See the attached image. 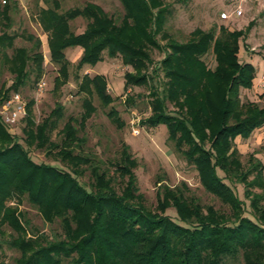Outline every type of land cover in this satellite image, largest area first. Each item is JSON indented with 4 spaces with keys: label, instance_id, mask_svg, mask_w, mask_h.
I'll use <instances>...</instances> for the list:
<instances>
[{
    "label": "trees",
    "instance_id": "16d2710c",
    "mask_svg": "<svg viewBox=\"0 0 264 264\" xmlns=\"http://www.w3.org/2000/svg\"><path fill=\"white\" fill-rule=\"evenodd\" d=\"M120 2L124 9L120 25L96 4L63 14L50 8L39 10V22L47 35L50 62L58 66L54 90L68 79L70 63L65 56L68 48L82 49L78 68L96 64L104 51L110 57L121 55L123 64L133 70L151 61L146 49L158 45L155 35L164 26L166 7L162 0ZM8 12L7 7L0 8V17L8 19ZM78 17L90 22L83 33L74 34L69 21ZM245 32L230 31L223 26L219 27L218 33L213 29L207 32L195 29L188 42L170 43V52L160 62L161 70L152 72L161 71L168 81L161 90H155L150 104L152 117L145 122L149 127L167 126L168 140L177 150L183 149L184 157L198 172L201 185L233 210H241L236 219L228 221L210 207L204 213L199 205L186 202L181 195L164 186L157 204L161 214L145 209L136 176L127 164L132 160L126 145L123 146L124 162L117 166V173L127 177L123 194L118 195L110 188L109 178L106 181L105 174L98 170L92 171L96 183L86 189L78 181L76 170L78 164L86 160L71 156L65 149L62 158L72 162L69 170L37 164L23 144L10 137L0 119V226L7 224L15 232L22 231L15 209L6 208L5 204L12 199L20 202L26 195L45 222L51 224L58 219L63 230V236L51 241L43 236L45 243L37 248L34 246L41 242L39 239L38 242L17 237L11 239L9 246L21 255L16 264H223L224 258L238 254L244 264H262L264 209L260 203L264 201V189L262 195L251 194L245 189L249 206L259 214L258 221H253L243 216V202L216 174L222 172L230 182L236 179L245 182V175L238 179L242 163L234 146L235 139L247 140L256 129L264 126V106L252 101L242 102L240 97V90L251 89L256 76L255 67L241 63L238 58L239 41L245 37ZM16 37L5 31L0 34V52L12 50L9 57L2 53L9 73L14 77L1 95L5 99L24 84L28 70L37 80L43 72L40 40L28 36L34 44V50L29 53L25 48L13 46ZM209 53L214 57L213 69L203 60ZM81 80L80 92L95 93L104 104L112 101L102 76L85 74ZM124 80V89L128 90L142 85L145 78L126 73ZM166 102L177 108L176 115L167 113ZM83 105L85 115L82 120H86L93 110L87 100ZM60 111L61 107H56L51 116L60 115ZM108 116L114 124L123 126L113 109ZM26 123V127H34L31 120ZM71 125L67 122L64 145L77 140V131ZM48 128L49 123L45 120L35 130L25 128L23 131L28 140L36 138L43 143L47 141ZM251 169L264 184V164L256 160ZM169 207L175 209L178 222L165 214ZM28 250L32 252L26 256Z\"/></svg>",
    "mask_w": 264,
    "mask_h": 264
},
{
    "label": "rangeland",
    "instance_id": "374dc122",
    "mask_svg": "<svg viewBox=\"0 0 264 264\" xmlns=\"http://www.w3.org/2000/svg\"><path fill=\"white\" fill-rule=\"evenodd\" d=\"M0 0V8L9 9L8 19L0 17V34L7 32L16 35L13 46L25 48L29 53L34 50L33 41L28 36L40 40V52L43 55V72L37 79L29 72L17 92H10L8 98L13 94H19L26 103V113L18 123L5 125L7 133L13 140H18L29 153L30 158L37 164H48L69 170L72 162L62 158L63 150L70 151L71 156H78L86 160L78 164V181L86 189L95 184L93 170L105 174V180L110 188L121 195L127 183V177L118 174V165L123 164V146L129 147V168H132L137 180L139 193L142 195V205L154 214L160 215L158 195L164 186L174 194L181 195L186 202L192 201L199 205L204 213L208 207L212 208L216 215L228 221H234L241 213L219 197L209 193L200 183L198 172L194 165L187 161L182 151L177 150L174 143L168 140V128L165 124L149 127L145 122L152 117L150 104L153 101L155 90H161L163 84L168 81L163 77L161 71L152 73L160 68L161 60L170 52L168 45L174 43H186L191 38L195 29L207 32L213 29L218 33L219 27L228 30H242L245 37L239 41L240 60L251 59L254 65L261 64L256 72L255 78L264 73V0H162L166 7L164 26L160 33L155 35L157 46H148L146 52L150 55V62H144L143 67L133 70L132 67L123 64L122 56L110 57L107 51L102 54V59L92 66L78 68L77 63L82 55L80 47L65 50L66 59L70 65L69 76L63 85L54 90V79L58 76V66L50 62V54L47 46V36L38 17V12L43 8L55 10L63 14L68 10L82 9L87 4L98 5L108 18L116 25H120L124 9L120 0ZM57 3V4H56ZM240 9L242 15L238 18L230 17L228 20L221 19L220 15L226 13L231 15L234 10ZM156 11V10H155ZM90 20L78 17L69 21L70 30L74 34L84 32ZM6 24V25H5ZM8 57L12 50H2ZM0 52V107L7 99L2 98V93L12 84L13 76L9 73L7 63ZM206 65L213 69L215 67L214 57L211 53L203 57ZM143 75L145 81L140 86H132L124 89V76ZM88 74L90 77L102 76L105 81L107 94L112 101L104 104L95 93L80 92L82 77ZM261 74V75H260ZM260 78V77H259ZM258 78V79H259ZM44 80L46 89L37 93L36 84ZM242 102H257L264 106V93L261 91L244 92L240 95ZM84 100H87L92 113L89 118L82 120L85 115ZM28 106V107H27ZM61 107L60 115L51 116V112ZM113 109L117 117L123 122L119 127L114 124L108 113ZM167 113L176 115L177 108L169 102L165 103ZM28 119L34 127H26ZM71 118V120H69ZM45 120L49 123L47 141L40 143L36 138L27 139L25 128L35 130ZM70 122H69V121ZM68 124L77 131V140L70 144H63L64 132ZM131 122L137 124L139 134L132 133ZM79 139V141H78ZM234 146L240 153L242 163L240 179L245 175V182L237 179L230 182L222 172L217 171L218 177L230 187L232 192L243 202V216L253 221L257 220L256 214L249 206V200L244 196L245 189L251 194L262 195L264 184L256 172L252 171L251 165L256 160L264 163V129L252 140L235 141ZM135 166V167H134ZM134 167V168H133ZM264 179V171H263ZM246 184L248 185L247 187ZM264 209V201L260 203ZM6 208L15 209V216L19 218L22 231L15 232L7 224L0 226V262L3 264H16L21 257L20 252L9 246L13 238L19 240H36L34 247L45 243L42 239L51 241L60 238L63 234L60 220L53 223L45 222L38 209L23 196L20 202L17 199L7 201ZM165 214L172 220L178 222L177 213L172 207L167 208ZM258 221V220H257ZM63 236V235H62ZM28 250L26 256L31 254ZM264 264V261L261 262ZM223 264H244L241 254L235 257H226Z\"/></svg>",
    "mask_w": 264,
    "mask_h": 264
},
{
    "label": "built area",
    "instance_id": "2783aa9c",
    "mask_svg": "<svg viewBox=\"0 0 264 264\" xmlns=\"http://www.w3.org/2000/svg\"><path fill=\"white\" fill-rule=\"evenodd\" d=\"M242 15V11L240 9L234 10L231 15L226 13H222L220 15L221 19L228 20L230 17L238 18ZM258 87L264 91V73L258 79ZM46 89V83L44 80H40L35 87L36 92L39 94ZM26 113V103L20 97L19 94H13L8 98L5 103L0 107V119L4 123V125H14L19 122L21 118L25 116ZM135 122H131L132 125V133L134 135L139 134V129L137 128V124L134 125Z\"/></svg>",
    "mask_w": 264,
    "mask_h": 264
},
{
    "label": "crops",
    "instance_id": "0c3cea01",
    "mask_svg": "<svg viewBox=\"0 0 264 264\" xmlns=\"http://www.w3.org/2000/svg\"><path fill=\"white\" fill-rule=\"evenodd\" d=\"M18 2H19V4H21V5H23V2L21 1V0H17ZM47 36V35H46ZM48 46V45H47ZM82 51V50H81ZM48 52H49V50H48ZM242 54H240V48H239V53H238V58H239V61L241 62V63H250V64H252L254 67H255V69H256V72H257V70L260 68L261 69V64H259V68H258V66L257 65H254L253 64V62L251 61V59H247V60H245V61H242V60H240V56H241ZM261 75V74H260ZM260 76H258V78H259ZM258 78H255L254 80H253V86H252V88L251 89H241L240 90V95H241V93H243V91L244 92H250V91H261V93H264V91L263 90H261L259 87H258ZM264 129V126L263 127H261V128H259V129H256L253 133H252V135L248 138L249 140L251 139L252 140V137L254 138V137H257L258 136V134H259V132L261 131V130H263ZM237 139H239V140H242L240 137H237L236 139H235V141L237 140ZM247 139V140H248ZM245 141V140H244ZM260 162H261V160H259ZM262 163V162H261ZM264 164V163H263Z\"/></svg>",
    "mask_w": 264,
    "mask_h": 264
}]
</instances>
